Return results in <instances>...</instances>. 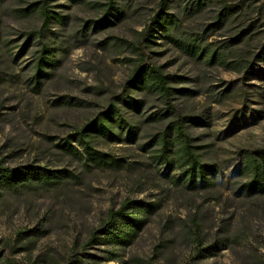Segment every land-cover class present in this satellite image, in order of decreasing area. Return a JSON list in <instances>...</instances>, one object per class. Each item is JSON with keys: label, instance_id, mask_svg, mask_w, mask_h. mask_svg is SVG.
<instances>
[{"label": "rangeland", "instance_id": "rangeland-1", "mask_svg": "<svg viewBox=\"0 0 264 264\" xmlns=\"http://www.w3.org/2000/svg\"><path fill=\"white\" fill-rule=\"evenodd\" d=\"M32 1L5 0L0 6V156L10 165L68 168L79 176L53 187L0 189V244L10 240L28 246L17 257L32 264H64L76 244L91 264H189L202 238L204 245L210 244L204 263L264 264V194L244 195L239 190L244 172L237 168L243 149L264 144V60L253 58L264 49V0H213L196 10L188 7L195 0H174L177 23L169 37L158 32L161 43L154 46L145 44L141 31L159 0H122L121 20L81 35L75 30L84 19L101 16L97 2L106 0H59L64 5L55 8L70 14L64 33L72 46L40 91L30 79L38 45L25 51L21 46L23 32L41 22L36 13L18 11ZM238 2L242 9L210 35L220 7ZM138 41H143L146 61L191 78L176 86L198 90L175 102L207 121L194 124L193 131L204 157L220 164L216 186L181 187L171 178H182L180 170L169 174L159 163L154 134L163 125L148 116L165 103L148 91L137 94L145 100L142 113L126 112L131 121L143 120L135 140L118 130L96 138V146L117 161L94 165L60 146L64 136L122 91L134 61L141 59L132 47ZM226 43L232 44L223 52L224 60L210 63V49ZM76 144L85 152L84 145ZM125 199L157 202L131 243L83 248L108 210ZM109 248L116 250L117 259H105Z\"/></svg>", "mask_w": 264, "mask_h": 264}, {"label": "trees", "instance_id": "trees-1", "mask_svg": "<svg viewBox=\"0 0 264 264\" xmlns=\"http://www.w3.org/2000/svg\"><path fill=\"white\" fill-rule=\"evenodd\" d=\"M125 1L130 2L131 0ZM209 1L213 0H195L188 7L195 10L201 9ZM120 2L122 3V0L97 2L101 5V16L84 19L80 24L81 27L77 28L74 34L79 32L81 35L83 31L85 33L97 32L115 25L125 16V8L119 4ZM173 2L174 0L158 1L157 10L141 31L146 45L154 46L161 43L158 40V32H161L165 37L170 36L171 28L177 23V16L172 11ZM3 4H5V0H0V6ZM60 5L64 4L59 0H34L26 6L18 8V11L23 15L36 13L41 19L40 25L23 32L24 41L21 44L23 51L32 44L38 45L34 50L35 56L30 75L33 88L36 91L43 89L45 84L55 76L61 65L63 54L68 52L72 46V43L68 42L69 34L65 37L64 33L70 22V14L55 8ZM242 7V3L239 2L222 5L216 14L217 18L210 25V35L222 27L229 17L237 14ZM77 36L74 38H78ZM1 39L2 34L0 33V42ZM107 39L108 37L104 39V45L108 44ZM237 39H239L238 35L234 38L233 43ZM8 41V39L5 40V43ZM143 41L132 44L141 59L134 61L132 71L122 91L113 95L102 109L64 136L60 146L80 159L89 158L94 165H110L117 161L119 158L96 146V138L99 133L118 130L122 134L127 133L131 140H135L143 120L131 121L126 116V112H131L134 115L142 113L145 100L137 94L148 91L161 97L165 103L164 109H158L148 116L152 121H161L163 125V128L154 134V138L159 144L158 152L155 153L157 160L165 166L166 172L169 174L176 169L180 170L182 178L177 177L176 174H172L171 178L181 187L190 190L212 188L218 184L216 174L220 164L204 157V152L199 150L202 144L196 142L197 136L193 131L194 124L207 121L191 112L184 111L181 105L175 102L176 98L181 95H195L199 92L189 85L176 86L174 84L175 82H187L191 79L190 77L167 72L162 64L146 61L147 55L142 47ZM231 44L226 43L211 48L209 62L216 63L218 59L224 60L223 52L230 48ZM261 50L253 58L264 60V49ZM203 53L204 48L202 47L199 54ZM252 62L251 60L250 64ZM76 141L84 145L85 152L79 148ZM237 168L244 172L239 188L244 195L264 194V144L255 149H243ZM78 176V173L68 168H53L35 164L10 165L6 163L4 156H0L1 190L17 191L27 184L53 187L62 184L66 179ZM156 205L157 202L154 201L125 199L118 208L111 207L102 225L91 231L83 248L99 244L108 247L117 244L128 245L145 226L148 213H152ZM142 210L145 211V215L140 214ZM197 246L189 264H210L202 262L203 257L210 256V244L204 245V241L200 238ZM24 249H28V246L16 245L10 240L4 241L3 244H0V264H32L30 261L20 260L17 257V254ZM81 251L82 249H78L76 244L64 264H91L92 262L88 261ZM114 251H116L114 248L110 249V254L105 259H117L118 256L113 254Z\"/></svg>", "mask_w": 264, "mask_h": 264}]
</instances>
